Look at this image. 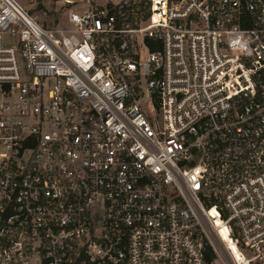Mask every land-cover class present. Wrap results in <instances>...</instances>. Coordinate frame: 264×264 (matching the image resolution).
<instances>
[{"label":"built area","instance_id":"obj_1","mask_svg":"<svg viewBox=\"0 0 264 264\" xmlns=\"http://www.w3.org/2000/svg\"><path fill=\"white\" fill-rule=\"evenodd\" d=\"M0 0V264H264V0Z\"/></svg>","mask_w":264,"mask_h":264},{"label":"rangeland","instance_id":"obj_2","mask_svg":"<svg viewBox=\"0 0 264 264\" xmlns=\"http://www.w3.org/2000/svg\"><path fill=\"white\" fill-rule=\"evenodd\" d=\"M45 27L67 28L66 9L59 0H19Z\"/></svg>","mask_w":264,"mask_h":264}]
</instances>
